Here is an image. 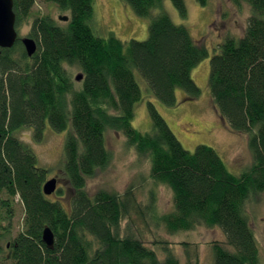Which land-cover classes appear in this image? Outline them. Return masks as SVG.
<instances>
[{"label": "trees", "instance_id": "obj_1", "mask_svg": "<svg viewBox=\"0 0 264 264\" xmlns=\"http://www.w3.org/2000/svg\"><path fill=\"white\" fill-rule=\"evenodd\" d=\"M36 1L14 0L16 29ZM48 1L69 20L62 24L51 15L36 16L29 34L37 42L36 53L29 57L19 38L0 55V264H181L169 242H159L167 252L161 259L141 237L120 235L135 206L144 218L145 211L153 212L171 234L200 226L222 229L227 240L212 243L213 264H260L247 207L264 192V0H233L252 7L247 30L226 38L211 59L209 86L217 110L233 131L249 136L253 163L240 175L210 146L187 151L151 101V131L132 124L142 99L136 71L167 105L176 103L177 89L192 98L201 93L192 71L209 50L173 22L163 10L164 0H124L138 15L151 17L148 39L128 42L94 33V0ZM170 1L185 19V1ZM153 9L160 12L152 15ZM69 67L83 75L80 88ZM47 124L59 133L69 129L61 166L71 192L67 205L44 194L49 170L38 166L37 155L18 137L31 129L34 140L42 142ZM108 130L122 133L138 157L149 160L153 183L173 192L171 212L155 213L154 190L143 208L134 185L123 193L104 188L89 193L88 179L112 159ZM17 196L25 210L24 231L13 238ZM46 226L55 234L52 248L42 240Z\"/></svg>", "mask_w": 264, "mask_h": 264}, {"label": "rangeland", "instance_id": "obj_2", "mask_svg": "<svg viewBox=\"0 0 264 264\" xmlns=\"http://www.w3.org/2000/svg\"><path fill=\"white\" fill-rule=\"evenodd\" d=\"M184 1L187 8L185 19H182L170 0H164L163 10L175 24L185 26L194 40L209 50V56L192 71V78L201 93L198 97L192 98L183 89H177L176 103L167 105L152 95L147 82L136 71L135 76L142 90V99L135 104L132 124L142 132L151 131L152 118L148 108V102L151 101L187 151L194 153L199 145L210 146L218 152L232 173L240 175L253 163L248 148L249 136L233 131L222 120L212 98L209 76L211 59L217 53V46L228 37L239 38L244 35L252 16V7L245 1L239 3L233 0H206L204 3L201 0ZM93 8L91 25L97 36L108 38L114 35L124 42L148 39L151 17L138 15L124 0H94ZM159 12L160 9L151 11L152 15ZM44 15H51L59 20V15L68 16V13L62 12L48 0H37L27 21L17 28L19 38L29 37L33 19ZM60 23L64 24L63 21ZM69 70L74 78L81 73L77 67H69ZM80 82L77 81V88H80ZM68 132L69 129L60 133L55 132L47 124L42 142L34 140L31 129L18 132V137L37 155L38 166L49 170L47 180L56 178L58 181V189L62 192L58 194L56 191L48 197L65 205L69 204L71 197L69 183L61 171ZM106 142L112 159L107 167L88 179L86 188L89 193L93 195L101 188L123 193L130 185H134L137 188V200L143 208L150 203L148 196L150 190H154L155 213L162 215L171 212L174 207L173 192L165 185L153 183L150 178L149 160L138 157L135 150L128 146L126 137L118 131L108 130ZM12 207L14 215L11 234L15 238L24 231L25 210L18 196L12 199ZM131 211L130 216L122 222L120 235L141 237L161 259L165 258L167 252L161 248L159 242L166 241L180 258L181 264H188L189 256L192 258L190 264H213L212 243L227 240L224 231L218 227L200 226L195 230L171 234L163 223H159L157 218L152 216L153 212L145 211L144 218L137 206ZM247 212L258 241L260 264H264V192L248 203ZM182 242L189 243V246L184 247ZM226 247L234 251L233 247L229 245ZM195 257H198V261Z\"/></svg>", "mask_w": 264, "mask_h": 264}, {"label": "water", "instance_id": "obj_3", "mask_svg": "<svg viewBox=\"0 0 264 264\" xmlns=\"http://www.w3.org/2000/svg\"><path fill=\"white\" fill-rule=\"evenodd\" d=\"M58 19L67 22L69 17L66 15H59ZM19 39L18 31L16 29V14L14 12V0H0V55L2 49L12 48ZM21 42L29 57H32L37 51V42L31 37L20 38ZM1 78V75H0ZM83 79L82 74L76 76L77 81ZM58 181L56 178L47 180L43 186V192L46 196H51L58 189ZM43 243L52 248L55 244V234L53 230L46 226L42 234Z\"/></svg>", "mask_w": 264, "mask_h": 264}]
</instances>
